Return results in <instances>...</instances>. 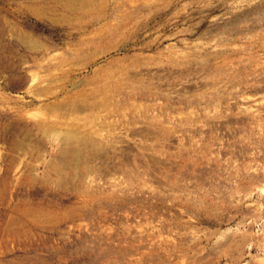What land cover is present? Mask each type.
I'll return each mask as SVG.
<instances>
[{
  "label": "rangeland",
  "instance_id": "rangeland-1",
  "mask_svg": "<svg viewBox=\"0 0 264 264\" xmlns=\"http://www.w3.org/2000/svg\"><path fill=\"white\" fill-rule=\"evenodd\" d=\"M0 264H264V0H0Z\"/></svg>",
  "mask_w": 264,
  "mask_h": 264
},
{
  "label": "bare ground",
  "instance_id": "bare-ground-1",
  "mask_svg": "<svg viewBox=\"0 0 264 264\" xmlns=\"http://www.w3.org/2000/svg\"><path fill=\"white\" fill-rule=\"evenodd\" d=\"M44 58V57H43ZM48 87V86H47ZM51 92V91H50ZM34 93V92H33ZM66 138V137H65ZM91 198V197H90ZM85 199H83V201H84ZM91 204H92V202H91ZM27 216V215H26ZM3 247V246H2Z\"/></svg>",
  "mask_w": 264,
  "mask_h": 264
}]
</instances>
